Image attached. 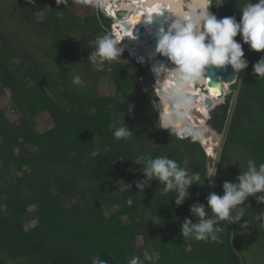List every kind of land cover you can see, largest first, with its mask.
<instances>
[{"label":"trees","instance_id":"trees-1","mask_svg":"<svg viewBox=\"0 0 264 264\" xmlns=\"http://www.w3.org/2000/svg\"><path fill=\"white\" fill-rule=\"evenodd\" d=\"M11 1L19 13L15 23L24 19L33 25L42 35L46 59L59 66L46 72L30 59L31 53L18 61L12 48L17 36L4 32L7 16L0 17V96L9 91L14 108L25 119L17 129L0 105V264H91V257L98 255L107 264H129L133 256L143 260L145 251L152 259L144 264H250L248 256L254 264H264V218L258 216L264 204L256 200L264 193L241 205L247 209L242 222H251L248 230L220 221L223 232L217 241L181 235L185 218L196 222L190 214L194 202L207 205L209 194L223 195V183L237 182L248 159L257 166L264 163V78H258L252 67L264 52L236 37L249 66L232 85L233 97L208 121L210 129L225 138L215 159L218 173L209 179L206 166L215 151L209 148L208 156L197 133L182 139L160 127L152 104L159 97L154 89L142 87L143 80L155 84L148 68L123 52L122 57L106 61L102 70L83 73L80 57L94 50L97 36L108 34L96 17L87 19L88 27L78 34L75 0ZM213 2L220 5L212 8L218 19L235 16L239 21V9L247 0ZM39 13L45 17L41 23L36 22ZM76 74L83 85L73 84ZM106 77H111L115 94L112 103L100 105L96 84ZM222 97L213 93L209 98ZM198 108L209 117L205 103ZM44 113L51 117L55 133L42 139L37 118ZM124 124L133 133L117 140L113 128ZM140 155L175 160L189 175L200 174L199 185L190 187L189 198L179 207L175 191L162 194L158 180L144 193L138 192L135 185L144 178L143 166L132 160ZM129 182L133 184L122 189L120 184ZM129 197L131 206L126 202Z\"/></svg>","mask_w":264,"mask_h":264},{"label":"clouds","instance_id":"clouds-1","mask_svg":"<svg viewBox=\"0 0 264 264\" xmlns=\"http://www.w3.org/2000/svg\"><path fill=\"white\" fill-rule=\"evenodd\" d=\"M30 2L35 4V0ZM65 3L67 4L68 0H65ZM213 5L220 6L213 0H198V3L187 11H177L169 15L166 20L167 29H161L158 34L156 53L168 58L175 67L169 68L165 63H158L149 71L153 79V73L156 76L154 86L164 88L163 96L158 102L153 100L152 104L158 114L160 127L170 132L182 130L193 133L190 113L195 105L189 92L193 84L206 76L209 67L224 68L230 65L237 74L236 78L242 70L248 68L249 61L245 58L243 45L236 39L238 35L242 37L243 44L252 50L264 52V0H258L256 3L247 0L239 9V21L235 16L218 19L211 11ZM97 6L103 7L100 0H97ZM110 17L112 19V16ZM152 20L153 17L149 16L145 23ZM151 31L149 29L150 34ZM115 38L110 34L96 37L93 42L95 48L87 57L95 69L102 70L106 61L122 57L124 49ZM252 67L258 78H264V56ZM169 79H174V83L169 84ZM72 82L75 85L84 83L79 74L73 76ZM132 133L126 124L113 128V136L117 140L127 139ZM132 161L143 166L140 171L144 178L136 181L135 185L138 192L144 193L146 188L151 187L153 180H158L160 185H163L162 194L175 191L177 207L189 198L190 187L199 185L197 182L201 179L199 173L189 175L185 167L167 156L140 155ZM218 163L213 160L206 166V178L217 175ZM236 181L233 183L226 180L223 183V195L215 192L209 194L206 198L207 205L197 200L190 206V214L196 218V222L191 218L184 219L181 224V235L184 239L217 241L219 234L223 232L220 221H227L228 225L238 224L242 231L248 230L251 222H242L247 209L241 205L248 197L264 193V163L257 166L253 159H248L247 170L238 175ZM256 200L257 203L264 204V195L256 196ZM126 202L129 206L133 204L131 197ZM258 216L264 218V212ZM151 259V255L145 251L143 260L133 256L129 264H144L145 260ZM91 264H107V261L98 255L91 257Z\"/></svg>","mask_w":264,"mask_h":264},{"label":"rangeland","instance_id":"rangeland-1","mask_svg":"<svg viewBox=\"0 0 264 264\" xmlns=\"http://www.w3.org/2000/svg\"><path fill=\"white\" fill-rule=\"evenodd\" d=\"M30 2V0H27ZM258 2V0L256 1ZM100 3L103 5V7L97 6V0H75V6L74 12L76 13V19L78 21V34L81 32H85L86 28L88 27L87 25V19H90L92 17H96L99 21V24L101 27L107 31L108 34H110L114 38V28H115V23H113V20L110 17V13L105 7V4H103L102 0H100ZM107 10H105V9ZM12 11V14H11ZM106 12V13H105ZM18 8L13 6V1L11 0H0V17L7 16V20L2 24V28L4 29V32H11L15 33L17 36L15 43L12 44V48L16 51V58L19 59L18 61H22L25 59L26 53H31L30 59L38 64H40L46 72H51V71H56L58 69L59 63L57 61H48L45 57V54L41 50L42 46V35L40 32L33 26L24 23L23 21L19 23L16 22V18L18 16ZM119 16V15H118ZM45 17L42 13H39L36 15V22L41 23L44 21ZM116 39V38H115ZM119 41V40H118ZM120 46L123 48V43L121 41ZM53 44V40L49 39V45ZM24 50L25 54H24ZM126 52V51H124ZM128 53V52H127ZM129 59L132 56L128 54ZM27 58V57H26ZM146 58V57H145ZM147 59V58H146ZM29 60V59H28ZM135 60V59H134ZM140 62H145L141 57L138 58ZM148 61H150L148 59ZM44 64H43V63ZM137 62V61H136ZM80 64H81V70L83 73L85 72L86 69L92 71L98 72L97 69H95L92 64L87 60V57L85 55L80 57ZM244 74L243 70L238 74L239 77H237L236 84L242 75ZM85 77V75L83 74ZM87 79L93 83L92 77L91 79L87 77ZM203 81V79L201 80ZM142 87L144 88L145 91H150L152 89L155 90V84L150 85L147 80L142 81ZM88 88L92 87L91 84L86 81L85 84ZM98 92H99V103L100 105H105V104H110L113 101V96L115 94V87L112 84L111 77H106L102 80V82L96 84ZM154 86V87H153ZM213 91V90H212ZM215 91V90H214ZM217 94V92H215ZM233 90H232V85L227 87L225 96L218 99L219 103H224L225 101L227 102L232 95L233 97ZM237 94V93H236ZM10 92L6 91L4 94L0 96V105L3 108V110L6 112L8 118L12 122V124L19 129L24 123L25 119L24 117L14 108L11 99H10ZM130 107L132 110H135V106L130 103ZM216 111V109H210L208 108V121L213 118V113ZM38 121V131L41 134V138L45 139L46 137L52 135L55 133V125L51 119V117L48 115V113H44L40 115L37 118ZM208 121L201 126L195 124L194 128L195 133L199 134L204 128H208L209 124ZM222 136V135H220ZM208 151V149H207ZM216 155L214 157V160L218 158L220 155V151L217 149L216 150ZM133 182L129 183H122L120 186L122 189H126L127 187L131 186ZM34 208H30V210H33ZM125 221H128L125 218ZM35 225V222H32L29 224L30 227H33ZM143 239L139 238L138 239V247L142 251L143 250ZM248 261L250 264H254L255 259L252 256H248Z\"/></svg>","mask_w":264,"mask_h":264},{"label":"water","instance_id":"water-1","mask_svg":"<svg viewBox=\"0 0 264 264\" xmlns=\"http://www.w3.org/2000/svg\"><path fill=\"white\" fill-rule=\"evenodd\" d=\"M159 1L165 4L167 8L166 10H164L163 16L158 17V18L157 17L153 18L152 21L147 22L146 25H141L138 28H134V27L130 28L128 24H126L125 22L123 23L125 30L129 31L131 29L132 38L134 40L139 41L141 43H145L146 41H148L147 47L153 53L156 52L157 43H158V34L160 30L161 29L166 30L168 27V24L166 22L167 17L169 15H173L177 11L179 12L187 11L189 8L194 7L196 3H198V1H195L196 3H192L193 0H174V2H169V0H167V2H165V0H151L150 5L155 7L154 4ZM170 1H173V0H170ZM214 6L215 5H213L212 8ZM119 7L123 11V16H126V14L128 13H134V12L138 13L141 10L140 7L135 8L132 5L129 6L127 3H125V0H123L122 2H119ZM212 8H211V11L214 13ZM119 19H123V18L119 17V18H114L113 20L118 21ZM149 28H153L154 32L152 35L146 38L147 31H149ZM123 49L124 51L128 52V54L132 55L133 57L140 58L142 53H144L145 48L144 46L139 45L136 49L130 50L128 46L123 45ZM159 61L164 62L169 68L175 67V65H173L172 62L168 60V58L158 53H157V56L151 59L150 61H148V58H147V61L143 62V66L145 68H148L150 71L154 66L157 65V62ZM236 75L237 74L234 72V70L231 68L230 65L224 68H217L215 66H212L207 69L206 76L203 78V81H199L194 84V86L189 92V95L191 96L193 103L195 105L192 108L191 113H190L191 118H192L190 123L192 127H193V124H196L198 125V128H199V126L202 125L200 124L201 123L200 120H203L205 123L208 121L207 116L202 114V112L199 110L198 107L200 105L205 103L206 106H208V108L216 109V110L223 105V103L221 104L218 102L219 98L218 99L209 98L211 95L210 90H209L210 87L220 89L221 96L223 95L224 97L227 87H229L230 85H234V83L236 82V79H237ZM154 80L156 81V79ZM168 83L169 84L174 83V79H169ZM155 91L158 97L160 98L163 96L164 88L160 86H155ZM205 97L207 98L205 99ZM194 131L195 129H193V133H187V132L182 131V132H177V134L180 138L187 139L195 134ZM197 135L203 147L206 149V151L207 149L212 148L216 152V150L218 149L221 154V152L223 151L225 147V138L223 136H220L218 133L212 131L210 127L206 128L204 132H201ZM209 153L210 152L207 151L208 156H210Z\"/></svg>","mask_w":264,"mask_h":264},{"label":"bare ground","instance_id":"bare-ground-1","mask_svg":"<svg viewBox=\"0 0 264 264\" xmlns=\"http://www.w3.org/2000/svg\"><path fill=\"white\" fill-rule=\"evenodd\" d=\"M123 0H102L103 4H105L106 9L108 10V12L110 13V16H112V20L114 18H123V19H119L118 21H114L113 23L116 22V32H115V37L117 38V40L122 41L123 45H128L130 48V50H134L136 49L139 45L144 46V53H142L141 56L144 57V59L148 58L149 60L155 58L157 56V53H153L152 51H150L148 49V41H146L145 43H141L139 41H136L132 38V31L131 29L129 31L125 30L123 23L125 22L126 24L129 25L130 28H138L141 25H146L147 23H145V21L147 20V18L149 16H152L153 18H158L163 16L164 14V10H166V5L163 4L162 2H157L155 3V7L150 5V1L151 0H125V3H127L129 6H134L135 8L140 7L141 10L138 13H128L126 14V16H118V9H119V2H122ZM195 1L198 0H193L192 3H196ZM169 2H174L170 1ZM171 4V3H169ZM105 9V8H104ZM105 9V10H106ZM106 10V11H107ZM174 10V9H173ZM151 29V34L149 33V31H147V35L146 38H148V36L152 35L154 32L153 28H149ZM127 42V43H126ZM132 45V46H131ZM146 57V58H145ZM147 60V59H146ZM158 63H164V62H157ZM153 73V72H152ZM153 77L155 78V75L153 73ZM194 86V84L192 85ZM210 94H216L215 92H217V95H221V90L220 89H216L214 87H210ZM213 90V91H212ZM215 90V91H214ZM223 96V95H222ZM193 126H195V124H193ZM178 132H182L178 131Z\"/></svg>","mask_w":264,"mask_h":264},{"label":"flooded vegetation","instance_id":"flooded-vegetation-1","mask_svg":"<svg viewBox=\"0 0 264 264\" xmlns=\"http://www.w3.org/2000/svg\"><path fill=\"white\" fill-rule=\"evenodd\" d=\"M117 6H119V5H117ZM121 9H120V7H119V9H118V15L120 16V15H122L123 16V13H121ZM116 29H117V26H116V22H115V28H114V34H115V32H116ZM120 41V40H119ZM122 42V41H121ZM126 46H128V45H126ZM129 47V46H128ZM130 48V47H129Z\"/></svg>","mask_w":264,"mask_h":264},{"label":"built area","instance_id":"built-area-1","mask_svg":"<svg viewBox=\"0 0 264 264\" xmlns=\"http://www.w3.org/2000/svg\"><path fill=\"white\" fill-rule=\"evenodd\" d=\"M121 13H122V12H121ZM122 17H123V16H122ZM131 56H132V55H131ZM131 58H133V60L135 59V63H136V64H140V63L142 64V63H143V62H140L137 58H135V57H133V56H132ZM136 61H137V62H136Z\"/></svg>","mask_w":264,"mask_h":264},{"label":"snow or ice","instance_id":"snow-or-ice-1","mask_svg":"<svg viewBox=\"0 0 264 264\" xmlns=\"http://www.w3.org/2000/svg\"><path fill=\"white\" fill-rule=\"evenodd\" d=\"M165 2H167V0H165Z\"/></svg>","mask_w":264,"mask_h":264}]
</instances>
